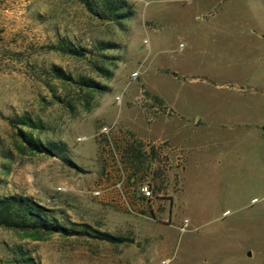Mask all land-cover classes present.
I'll return each instance as SVG.
<instances>
[{"label":"rangeland","instance_id":"1","mask_svg":"<svg viewBox=\"0 0 264 264\" xmlns=\"http://www.w3.org/2000/svg\"><path fill=\"white\" fill-rule=\"evenodd\" d=\"M124 1L132 12L116 23L78 0H0V196L127 238L0 229V264H16L13 250L32 264H264V0ZM60 37L88 51L46 47ZM51 65L102 89L60 81ZM22 114L71 166L18 151L4 118ZM123 138L143 164L125 196L147 183L150 207L116 197Z\"/></svg>","mask_w":264,"mask_h":264},{"label":"trees","instance_id":"2","mask_svg":"<svg viewBox=\"0 0 264 264\" xmlns=\"http://www.w3.org/2000/svg\"><path fill=\"white\" fill-rule=\"evenodd\" d=\"M92 15L98 18H105L116 23L122 22L131 14L130 8L124 0H78ZM110 42L101 43V48L109 47ZM48 49H53L75 56H84L88 51L85 47L75 46L69 40L60 37L56 42L47 44ZM103 58H111L108 55H101ZM97 72L108 76L110 70L101 64H95ZM49 70L53 76L60 81L71 80L78 88L88 90L102 89L97 81L90 77L79 76L71 78L60 68L51 65ZM86 103V100H84ZM7 123L14 128L15 135L18 138L16 148L21 153L29 155H46L56 157L65 164L71 166V162L65 156V146L62 143L42 142L38 137L32 135V132L40 133L45 126L37 119L22 114L4 118ZM25 128L26 130H24ZM125 140L122 146L116 145L121 149V156L127 161L128 169L131 173L124 175V189L128 185L135 183L134 174L143 169L141 152L136 145L135 139L123 138ZM128 139V140H126ZM120 147V148H119ZM151 170V168H150ZM123 177V176H122ZM126 188V189H127ZM132 189V188H131ZM132 191V190H131ZM0 229L11 230L20 233L31 240H41L52 234L61 237L86 236L91 239L104 240L110 243H121L127 238L112 236L91 228L85 223H72L64 218L60 210L41 205L32 197L20 194H6L0 196ZM12 261L16 264H32L29 256H25L20 250L12 251Z\"/></svg>","mask_w":264,"mask_h":264},{"label":"crops","instance_id":"3","mask_svg":"<svg viewBox=\"0 0 264 264\" xmlns=\"http://www.w3.org/2000/svg\"><path fill=\"white\" fill-rule=\"evenodd\" d=\"M128 173H131L130 170ZM136 182L141 178V172H136L134 174V177ZM115 182H117L115 185L117 186L116 188V191H115V194H116V197L119 199V200H122L124 205L127 206L128 208L131 206L132 208H137V209H142L144 207V205L146 204V206L149 205V207L153 204H155L156 202L153 203L152 200L148 201L147 202V199L146 197H143L139 191H138V188L134 191H130L128 196H125L126 193H125V189H124V176L121 177V178H116L115 179ZM148 203H151V204H148Z\"/></svg>","mask_w":264,"mask_h":264},{"label":"built area","instance_id":"4","mask_svg":"<svg viewBox=\"0 0 264 264\" xmlns=\"http://www.w3.org/2000/svg\"><path fill=\"white\" fill-rule=\"evenodd\" d=\"M139 193L146 198H149L151 195L150 187L147 183H142L138 187ZM94 194H98V191H94Z\"/></svg>","mask_w":264,"mask_h":264},{"label":"flooded vegetation","instance_id":"5","mask_svg":"<svg viewBox=\"0 0 264 264\" xmlns=\"http://www.w3.org/2000/svg\"><path fill=\"white\" fill-rule=\"evenodd\" d=\"M153 178H154V177H153ZM153 178H152V179H153Z\"/></svg>","mask_w":264,"mask_h":264}]
</instances>
